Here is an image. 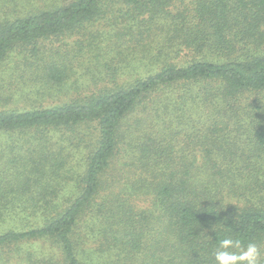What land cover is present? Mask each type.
<instances>
[{"label": "trees", "instance_id": "obj_1", "mask_svg": "<svg viewBox=\"0 0 264 264\" xmlns=\"http://www.w3.org/2000/svg\"><path fill=\"white\" fill-rule=\"evenodd\" d=\"M37 2L0 0V67L47 53L40 103L0 86V264H264V0Z\"/></svg>", "mask_w": 264, "mask_h": 264}, {"label": "rangeland", "instance_id": "obj_2", "mask_svg": "<svg viewBox=\"0 0 264 264\" xmlns=\"http://www.w3.org/2000/svg\"><path fill=\"white\" fill-rule=\"evenodd\" d=\"M32 1H36L34 5H37L38 3L37 0H32ZM60 40L61 38L53 39L51 42L45 41L43 42V45H46L47 48L56 49L61 46V43H58ZM16 51L19 54L12 53L13 56L10 57V59L13 58L11 60L12 62L11 63L5 62L0 67V86L3 85V81L5 82V84L9 85L8 87L12 89V93L15 92L16 94V97H17L16 106L19 109H23V108L35 106L38 103H40L39 102L40 98L38 95H36V89L38 90L40 89L39 85H37V83H34V81L32 82L33 80V76H31L32 71L27 66H25L24 63L31 62L32 67H34L33 62L35 63V65L41 63L46 58L47 53L45 54L46 50L44 48L41 49L40 51L41 55L39 56L40 60H36V59H31L30 57H28L25 53L21 52L20 50H16ZM60 51L62 52L61 49ZM16 55H19V58H15ZM7 60H9V58ZM80 63L83 64L84 66L90 65V63L86 61H81ZM80 71L81 70L78 68L79 73ZM9 73L11 74L13 73V74L10 76ZM57 94H58L57 100H62L63 95L59 93ZM51 103H52L51 97L47 99V102H44L45 105L51 104ZM2 164H5V163H0V171L3 169V168L1 169Z\"/></svg>", "mask_w": 264, "mask_h": 264}, {"label": "clouds", "instance_id": "obj_3", "mask_svg": "<svg viewBox=\"0 0 264 264\" xmlns=\"http://www.w3.org/2000/svg\"><path fill=\"white\" fill-rule=\"evenodd\" d=\"M213 259L214 264H261V252L255 243L244 245L238 239L226 237L219 240Z\"/></svg>", "mask_w": 264, "mask_h": 264}]
</instances>
